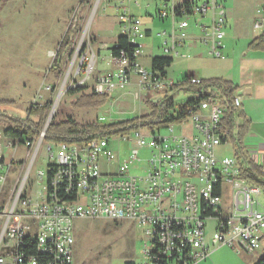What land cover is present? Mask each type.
Masks as SVG:
<instances>
[{
  "label": "built area",
  "instance_id": "built-area-1",
  "mask_svg": "<svg viewBox=\"0 0 264 264\" xmlns=\"http://www.w3.org/2000/svg\"><path fill=\"white\" fill-rule=\"evenodd\" d=\"M132 4L138 0H119L116 12L121 36L133 50L112 56L115 75L99 76L92 90L109 99L118 88L130 85L132 76L143 93L162 90L167 84L173 87L158 69L139 63L146 48L143 41L151 31L144 30L133 15ZM167 9L158 12L162 22L172 21L171 32L163 33L164 57H184L180 50L189 39V25L181 18L204 19L213 12L210 26L196 24L201 33L198 40L216 58L224 59L228 21L217 0L190 7L182 2ZM257 14L263 16L264 8ZM263 27L260 21L255 25L256 30ZM96 62L95 54L87 53L82 59L77 76L85 77L84 84L91 80ZM188 81L200 85L202 80ZM209 93L182 125L167 126L166 135L155 126H139L126 136L94 137L82 145H67L47 143L48 125L35 133L28 124L1 129L0 264H75L76 220L129 221L143 227L142 260L135 264H198L225 247L241 257L264 250V184L256 186L242 178L247 161L239 156H217L219 147L232 143V130L226 124L223 95L215 88ZM233 103L241 112L242 99L235 95ZM5 129L27 131V135L7 136ZM112 139L131 142L137 149L122 160L110 149ZM20 147L26 149L28 159L18 164ZM140 149H148L150 159L144 174L135 176L132 168L141 162ZM6 150L14 152L11 159ZM42 150L48 170L33 175ZM258 155L264 161V145L246 157L256 164ZM256 165L264 174V162ZM13 172L17 175L9 181ZM35 186L40 190L34 194ZM211 221L214 232L208 238Z\"/></svg>",
  "mask_w": 264,
  "mask_h": 264
},
{
  "label": "rangeland",
  "instance_id": "rangeland-1",
  "mask_svg": "<svg viewBox=\"0 0 264 264\" xmlns=\"http://www.w3.org/2000/svg\"><path fill=\"white\" fill-rule=\"evenodd\" d=\"M182 1L138 0V4L131 5L133 15L140 19L143 29L151 31V36L143 41L146 48L139 60L143 67L150 69L154 58L164 57L161 50L165 41L163 33L169 34L172 29V21L162 22L158 12L171 9L174 4L180 5ZM192 1L198 4L203 0ZM118 4L119 0H0V100L12 103L0 106V115H4L0 118V131L15 125L9 120L27 121V111L37 104L45 106L50 103L43 121L35 117L31 119L41 123V126L73 121L79 125L98 124L105 127L150 117L152 109L148 103L159 105L169 96H173L175 105L171 111L173 115L181 106L196 98L185 90L171 92L169 84L162 90L143 93L136 77L132 76L131 84L118 88L101 108L80 109L74 106L83 95L94 93L92 90L99 76L115 75L110 61L112 49L121 36L116 12ZM217 4L222 5L227 13L226 37L222 42L224 59L216 58L210 47L198 40L201 33L196 24L210 26L213 12L204 19L199 15L183 17L180 21L188 23L189 39L180 50L184 57L175 56L173 64L167 69L166 82L174 86L196 75L195 78L204 81L224 79L237 85L236 95L243 102L241 111L254 123L244 138L252 156L264 145V53L250 47L264 33V29H255L256 23L264 21L257 14L264 8V0H217ZM87 53L90 57L95 54L97 62L91 80L84 84L85 77L77 74ZM59 58L62 63L52 70ZM78 88L80 92L69 94ZM63 89L60 99L59 93ZM162 133L166 135V131ZM110 149L124 160L132 150L137 149V145L112 139ZM5 154L11 159L14 152L6 150ZM217 156L220 159L235 157L234 145H222L217 149ZM44 157L42 150L33 175L47 172ZM139 157L141 162L132 168L135 176H142L147 170L149 150L140 149ZM27 159L28 152L20 147L15 161L19 164ZM254 160L256 164L264 162L261 156L254 157ZM103 169H107L106 166ZM16 175L13 172L9 181ZM39 190L40 187L35 186L33 193ZM214 226L215 222L208 223V238L212 237ZM74 233L75 264H125L142 260L144 228L136 223L76 220ZM213 256L207 262L198 264H256L264 256V250L244 258L225 247Z\"/></svg>",
  "mask_w": 264,
  "mask_h": 264
},
{
  "label": "trees",
  "instance_id": "trees-1",
  "mask_svg": "<svg viewBox=\"0 0 264 264\" xmlns=\"http://www.w3.org/2000/svg\"><path fill=\"white\" fill-rule=\"evenodd\" d=\"M183 6L190 7L195 4L192 0H184ZM119 48L114 47L112 49V56L115 57L119 55V52L125 51L130 53L133 49L129 46L126 38L120 36L117 39ZM253 50L261 51L264 53V33L256 38L250 46ZM61 58L57 59L52 66V70H56L58 66L62 63ZM173 58L171 57H156L152 61V66L154 69H158L164 77H166V70L173 64ZM194 77V76H193ZM189 78L184 79L178 84L174 85L170 91L177 92L180 90H185L196 95V98L190 100L185 105L181 106L178 109V112L173 115L175 105L173 101V96H169L161 104L155 105L148 103L152 109V115L150 117H142L133 121L119 122L116 124H111L108 126H100L98 124H88V125H79L73 121H67L63 123H51L48 129L47 143L54 144H67V145H82L88 140L94 137H106V136H126L129 135L132 131L142 127L155 126L158 129L164 130L167 126L182 125L187 117L193 115L197 112L198 106L209 97L212 88L217 89L224 97V103L227 106V115H226V124L232 130L231 141L234 145L236 155L239 158L244 159L246 162L245 169L242 171V178L253 185L259 186L264 184V174L262 168L256 165L252 161H248V153L244 145V138L248 133V130L251 126L250 121L247 119L246 115L240 111H237L234 108V97L238 91V87L233 83L226 81L224 79H217L211 81H201L200 85H192L189 83ZM81 89L72 90L69 92L70 95H74L77 92H80ZM109 101L107 96L97 95L95 92L88 95H83L79 101H77L74 106L80 109H98L106 105ZM12 104L11 102L0 100V106ZM49 104H46L43 107L32 106L27 111L28 119L27 121H18V120H9L10 124H15L16 126H24L28 124L30 126L29 130H33L35 133L41 129V123L33 122L32 117L38 118L41 122L46 118L49 110ZM0 118H4V115H0ZM148 120H153L149 122ZM149 123H148V122ZM14 125V126H15ZM235 126L237 130L234 132ZM33 133V134H34ZM5 134L7 136L21 137L27 135V131L22 132L21 130L13 131L6 130ZM125 264H135L133 261L126 262ZM256 264H264V256H262Z\"/></svg>",
  "mask_w": 264,
  "mask_h": 264
},
{
  "label": "crops",
  "instance_id": "crops-1",
  "mask_svg": "<svg viewBox=\"0 0 264 264\" xmlns=\"http://www.w3.org/2000/svg\"><path fill=\"white\" fill-rule=\"evenodd\" d=\"M166 1H168V0H166ZM175 5H176V4H175ZM178 5H179V4H178ZM178 5H176V6H178ZM259 18H260V19L264 18V15L261 16V17H259ZM260 22H263V23H264L263 20L260 21ZM263 29H264V28H263ZM195 77H196V75H195ZM226 81H229V82L233 83L231 80H226ZM233 84H234V83H233ZM234 85H235V84H234ZM235 86H237V85H235ZM237 93H238V92H237ZM253 96H255V92H254ZM241 112L244 113V114L246 115V117H247V114H246L245 112H243V111H241ZM247 119H248V117H247ZM248 120H249V119H248ZM249 121H250V123H251V126H254V123H253L251 120H249ZM244 145H245V148H246L247 153L250 154V153L248 152V147L246 146V144H244ZM262 146H263V145H261V146L259 147V149L262 148ZM259 149H258V150H259ZM252 150H254V149L252 148ZM258 150H257V151H258ZM258 156H260V155H258ZM217 251H218V250H217ZM217 251H216V252H217ZM216 252H214V254H216ZM214 254H213V255H214ZM213 255L211 256V258L214 257ZM247 257H248V256H246V257H244V258H247ZM252 259H253V257H252Z\"/></svg>",
  "mask_w": 264,
  "mask_h": 264
},
{
  "label": "bare ground",
  "instance_id": "bare-ground-1",
  "mask_svg": "<svg viewBox=\"0 0 264 264\" xmlns=\"http://www.w3.org/2000/svg\"><path fill=\"white\" fill-rule=\"evenodd\" d=\"M63 93H64V89L61 90V92L59 93L60 94V99H61V97H63Z\"/></svg>",
  "mask_w": 264,
  "mask_h": 264
}]
</instances>
